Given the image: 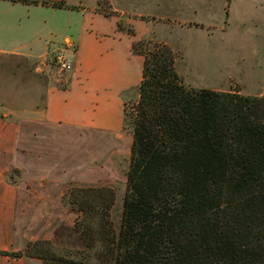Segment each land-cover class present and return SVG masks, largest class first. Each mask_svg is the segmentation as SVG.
<instances>
[{
  "label": "trees",
  "instance_id": "16d2710c",
  "mask_svg": "<svg viewBox=\"0 0 264 264\" xmlns=\"http://www.w3.org/2000/svg\"><path fill=\"white\" fill-rule=\"evenodd\" d=\"M131 53L143 63L137 100L124 102L132 144L118 227L114 191L80 187L68 197L79 252L57 255L35 241L0 255L43 264H264V95L184 86L164 43L140 39Z\"/></svg>",
  "mask_w": 264,
  "mask_h": 264
},
{
  "label": "rangeland",
  "instance_id": "374dc122",
  "mask_svg": "<svg viewBox=\"0 0 264 264\" xmlns=\"http://www.w3.org/2000/svg\"><path fill=\"white\" fill-rule=\"evenodd\" d=\"M92 1L96 15L115 20L118 31L133 37L142 32L140 28L144 25L147 30H144L143 39L170 47L175 55L176 72L184 86L249 97L264 95V0H166L162 3L163 9L148 4L147 10H142L141 1H137L134 4L142 17L131 12L134 19L129 13L120 14L121 11L130 12L126 8L130 1L128 4L126 0ZM13 12L6 16L13 27L5 25L0 36V114L5 113L6 122L21 120L25 132L33 117L30 112L34 111L36 118L41 117L46 106V90L67 87L70 72L62 73L52 65V56L53 52L64 50L71 60L72 51L58 43L61 35L79 27L80 19L67 10H54L51 34L48 25L43 42L29 50V46L23 48L22 44L27 45L37 37L32 29L41 33L42 28L29 27L24 19L21 26H17L15 15H20V11ZM126 19L130 21L126 23ZM131 21L140 25L133 26ZM42 54L38 59L27 58ZM136 100L137 91L132 90L124 96L123 104ZM131 137L122 130V135L110 148L84 147V152L88 151L86 162L89 159L98 161V167L91 163L92 160L85 167L87 178L81 177L83 168H74L77 169L74 172L71 169L76 150L83 153L82 148L71 141L62 148L52 145L50 150L53 157H68V173L72 174H68L66 182H53L49 176L34 183L29 178L28 181L12 180V184L25 189V193H21L16 210L11 246L19 252L35 241H48L57 255L79 252L81 242L74 228L78 215L71 211L68 197L72 189L80 187H106L114 191L115 202L110 214L117 228L126 191ZM56 168L60 170V163L53 171ZM53 171L52 176L55 175Z\"/></svg>",
  "mask_w": 264,
  "mask_h": 264
},
{
  "label": "crops",
  "instance_id": "0c3cea01",
  "mask_svg": "<svg viewBox=\"0 0 264 264\" xmlns=\"http://www.w3.org/2000/svg\"><path fill=\"white\" fill-rule=\"evenodd\" d=\"M29 1H37V4L23 3L21 0H0V36L5 25L13 27V24L9 25L6 16L14 14L15 9L20 11V15H15L17 26H21V20L24 19L27 26L42 28L41 33L31 30L34 36H37L33 42L27 45L21 43L23 48L29 46L27 47L29 50L43 42L48 25L50 27L48 33L51 34L54 10L75 13L80 19V25L74 32L68 29L70 34L61 35V42L58 44L72 51L70 56L72 71L66 80V88L50 87L46 90V106L41 117H37V120L34 117L37 114L34 111L30 112L33 117H29L28 128L24 132L21 120L6 122L5 113L0 114V252L6 253L17 252V249L11 246L14 240V238L11 240V234L14 235L12 228L16 220V210L20 205L21 193L23 191V194L25 193V189L21 190L20 186L13 185L12 180L19 178L26 181L29 178L34 183L49 176L53 182H66L68 174H72L71 171L68 173L69 159L61 158L59 155L53 157L50 150L52 145L62 148L71 141L76 142L74 146L81 147L83 151L79 154L80 150H76V156L71 161L73 162L71 169L74 172L77 170L74 168H83L81 177L87 178L89 176L86 175L85 167L92 159L86 162L84 158L88 151L84 152L83 148L89 146H93L94 149L110 148L122 135L123 98L130 91H137L143 63L142 57L131 53V47L135 40L145 37L144 30H147L143 25L140 28L142 32L133 37L118 31L115 20L96 15L93 7L95 3L92 0ZM137 1H141L142 10H147L148 4L153 6L156 4L158 9H163L162 3L166 0H126L128 4L126 8L130 9V12L126 10L127 12L121 11L120 14L129 13L133 19V14L142 17L137 13L138 8L134 4ZM52 2H64L69 8L54 9L48 4ZM163 16L165 15L156 17ZM129 21L126 19V23ZM138 23L131 21L133 26H139ZM67 41L69 44H66ZM43 55L38 57L29 55L27 58L34 60ZM59 163L60 170L56 171V168L53 171ZM91 163L98 167L97 160H92ZM52 171L56 177L52 176ZM0 264L43 262L35 258L14 259L0 255Z\"/></svg>",
  "mask_w": 264,
  "mask_h": 264
},
{
  "label": "built area",
  "instance_id": "2783aa9c",
  "mask_svg": "<svg viewBox=\"0 0 264 264\" xmlns=\"http://www.w3.org/2000/svg\"><path fill=\"white\" fill-rule=\"evenodd\" d=\"M52 63L62 73H69L72 71L71 61L65 56L64 50L53 52Z\"/></svg>",
  "mask_w": 264,
  "mask_h": 264
}]
</instances>
